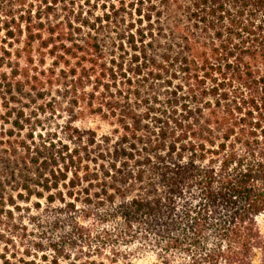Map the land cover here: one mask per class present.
<instances>
[{
  "label": "trees",
  "instance_id": "obj_1",
  "mask_svg": "<svg viewBox=\"0 0 264 264\" xmlns=\"http://www.w3.org/2000/svg\"><path fill=\"white\" fill-rule=\"evenodd\" d=\"M0 122V264H264V0H0Z\"/></svg>",
  "mask_w": 264,
  "mask_h": 264
},
{
  "label": "rangeland",
  "instance_id": "obj_2",
  "mask_svg": "<svg viewBox=\"0 0 264 264\" xmlns=\"http://www.w3.org/2000/svg\"><path fill=\"white\" fill-rule=\"evenodd\" d=\"M52 68V61L49 59L46 62V69ZM57 88L54 89L53 97L55 102H53V108L47 110L45 113L40 112L39 117L34 119L28 128L34 129L37 135L42 134L45 138L53 139L54 141H66L68 136V127H76L84 131H96L98 135H106L112 131V128L101 121L99 118L86 116V118L76 119V111H73L69 101L59 95ZM0 122V133L1 125ZM10 129V126H6L5 130ZM28 132H24V135H27ZM36 203V201H34ZM45 212L41 213L42 216L47 215V205L44 202L42 205ZM48 216V215H47ZM259 228L264 237V217L259 220ZM148 261H152L151 258L147 260H142L138 264H147Z\"/></svg>",
  "mask_w": 264,
  "mask_h": 264
}]
</instances>
